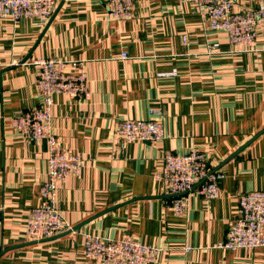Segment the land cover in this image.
I'll list each match as a JSON object with an SVG mask.
<instances>
[{
  "label": "crops",
  "instance_id": "1",
  "mask_svg": "<svg viewBox=\"0 0 264 264\" xmlns=\"http://www.w3.org/2000/svg\"><path fill=\"white\" fill-rule=\"evenodd\" d=\"M52 58L84 63L87 99L55 95L51 121L59 145L84 165L55 198L69 230L29 242L24 226L41 203L47 144L15 134L9 121L39 106L33 62ZM151 119L163 125V141L117 133L123 120ZM190 149L224 178L217 198L191 192L178 216L154 173L165 153ZM252 191L264 192V23L245 50L204 31L194 6L173 0L135 2L126 21L99 0H56L46 22L0 19V264H98L84 256L87 234L160 248L152 264H264V247L219 248L239 195Z\"/></svg>",
  "mask_w": 264,
  "mask_h": 264
},
{
  "label": "built area",
  "instance_id": "2",
  "mask_svg": "<svg viewBox=\"0 0 264 264\" xmlns=\"http://www.w3.org/2000/svg\"><path fill=\"white\" fill-rule=\"evenodd\" d=\"M99 1L105 4L116 21H126L131 17L134 3L141 0ZM173 1L192 4L204 31H222L230 45L245 50L254 45L258 23H264V0H245L256 6L241 11L235 10L236 0ZM55 5L56 0H0V19L46 22L52 17ZM218 48V43H214L208 53L215 54ZM33 64L39 69L35 87L40 104L9 121V127L15 134L31 142L45 141L47 144V179L40 189L41 203L29 211L24 226V238L29 242L52 238L69 230L56 208L55 198L67 178L80 177L84 165L82 158L61 147L53 134V97L64 95L82 102L89 95L83 62L52 58L34 61ZM172 75L174 73L165 76ZM117 133L127 142L156 143L166 137L161 122L152 119L123 120L117 125ZM154 178L161 184L162 193L171 197L169 208L176 215L185 216L189 211L188 195L194 192L207 201L217 198L224 174L210 171L206 155L190 149L183 155L165 153L162 168L154 173ZM238 205L239 215L219 248L231 251L263 248L264 192L242 193L238 197ZM83 249L84 256L98 264H152L161 251L130 237L107 239L90 234L83 236Z\"/></svg>",
  "mask_w": 264,
  "mask_h": 264
},
{
  "label": "water",
  "instance_id": "3",
  "mask_svg": "<svg viewBox=\"0 0 264 264\" xmlns=\"http://www.w3.org/2000/svg\"><path fill=\"white\" fill-rule=\"evenodd\" d=\"M258 136V135H257ZM256 136V137H257ZM256 137H254V139L256 138ZM68 233H70V231L69 232H67V233H65V234H68ZM55 237H57V236H55ZM54 238V237H53ZM50 239H52V238H49V239H46V240H50Z\"/></svg>",
  "mask_w": 264,
  "mask_h": 264
}]
</instances>
